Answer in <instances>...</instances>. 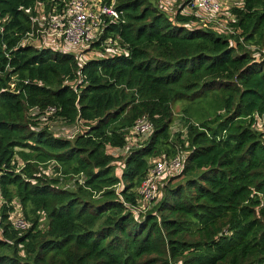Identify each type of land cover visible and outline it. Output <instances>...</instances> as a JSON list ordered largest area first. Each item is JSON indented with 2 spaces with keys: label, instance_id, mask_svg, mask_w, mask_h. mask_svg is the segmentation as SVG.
I'll return each mask as SVG.
<instances>
[{
  "label": "trees",
  "instance_id": "trees-1",
  "mask_svg": "<svg viewBox=\"0 0 264 264\" xmlns=\"http://www.w3.org/2000/svg\"><path fill=\"white\" fill-rule=\"evenodd\" d=\"M69 1L0 0V264H264V0L224 27L184 15L192 0L173 20L166 0H103L119 18L87 53L19 45ZM141 118L151 129L131 133ZM51 120L86 129L61 138ZM177 154L136 213L153 161Z\"/></svg>",
  "mask_w": 264,
  "mask_h": 264
},
{
  "label": "built area",
  "instance_id": "built-area-1",
  "mask_svg": "<svg viewBox=\"0 0 264 264\" xmlns=\"http://www.w3.org/2000/svg\"><path fill=\"white\" fill-rule=\"evenodd\" d=\"M177 0H166L159 7L165 11L170 10ZM240 0L228 5V0H192L183 7L184 15L195 16L204 27L210 24H218L219 27L225 26V18L234 20L230 13L234 5H238ZM40 16L32 20V29L28 32L20 42V46L26 45L29 41H37L40 36L47 39L64 41L80 50H87L91 44L101 40L105 28V18L118 20L119 13L115 10L114 1L109 5L103 3V0H70L65 7L56 12L55 8L50 14H44V8L41 7ZM201 17H204L201 19ZM5 19H0V33L4 31ZM38 28L34 29V25ZM111 50L117 54L119 52L118 42L108 38L104 41ZM68 51V50H67ZM260 50L259 52H261ZM71 52V51H70ZM264 54V50L262 51ZM79 56L82 52L78 53ZM260 55L259 58L264 56ZM256 58V57H255ZM256 58V59H259ZM50 112L54 109L49 108ZM258 125L262 129L264 141V121L257 117ZM151 129V125L144 118L139 119L134 124L131 133L144 134ZM183 156L177 154L173 158H162L153 161V165L148 171L147 177L140 183L137 194L140 205L135 208V212H144L149 205L158 197V189L160 181L168 174L178 172L182 168ZM4 204V200L0 192V206ZM11 222L16 229H25L26 223L17 215L10 214Z\"/></svg>",
  "mask_w": 264,
  "mask_h": 264
},
{
  "label": "rangeland",
  "instance_id": "rangeland-1",
  "mask_svg": "<svg viewBox=\"0 0 264 264\" xmlns=\"http://www.w3.org/2000/svg\"><path fill=\"white\" fill-rule=\"evenodd\" d=\"M182 2H180L179 4L177 3V5H176V2H175L172 5V7L170 8V10L167 11L169 13V15H170L169 17L172 18V20L175 17L174 11L175 10L176 11L180 10V7H178V6ZM235 2H236V0H228V5H231L232 3H235ZM158 4L160 5V3H158ZM189 16H191V15H189ZM203 18L204 17H201V19H203ZM201 24L202 23H200L199 25H201ZM201 26L204 27V25H201ZM29 42H31V41H29ZM59 46L61 48H65L66 50L71 51L73 53H80V52H82V53L86 52L87 53L88 52L85 49L80 50L78 47H74L71 44H68V43H66V42H64L62 40L59 41ZM251 50L254 51V55L253 56L256 57V58H259L260 55L263 54L262 53L263 50L261 52H258V51H256L257 48H254V47H252ZM181 108H182V106L180 104H177V105L173 106V118H174V120H173V125H172L173 126L172 127V130H173L172 133H174L176 130L182 129L183 122L180 121L181 115H182V109ZM203 111L204 112H209V110L207 109L206 106L203 107ZM42 121H43V118H42ZM46 124L48 126V129H50V131H52L53 134H55V135H57V136H59L61 138H70L72 136H76V135L82 133L86 129L85 125L81 124V123L80 124H75V125H67V124H65L63 122H60V121H55L54 122V121L51 120L49 122H46ZM107 153H110V154L115 155L117 157L123 155V152L115 151L112 148H107Z\"/></svg>",
  "mask_w": 264,
  "mask_h": 264
}]
</instances>
